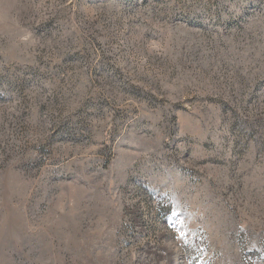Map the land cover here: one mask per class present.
Segmentation results:
<instances>
[{
    "label": "rangeland",
    "instance_id": "374dc122",
    "mask_svg": "<svg viewBox=\"0 0 264 264\" xmlns=\"http://www.w3.org/2000/svg\"><path fill=\"white\" fill-rule=\"evenodd\" d=\"M0 264H264V0H0Z\"/></svg>",
    "mask_w": 264,
    "mask_h": 264
}]
</instances>
